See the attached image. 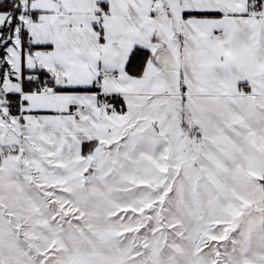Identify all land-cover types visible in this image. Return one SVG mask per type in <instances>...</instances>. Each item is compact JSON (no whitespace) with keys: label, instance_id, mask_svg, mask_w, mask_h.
Listing matches in <instances>:
<instances>
[{"label":"snow or ice","instance_id":"1","mask_svg":"<svg viewBox=\"0 0 264 264\" xmlns=\"http://www.w3.org/2000/svg\"><path fill=\"white\" fill-rule=\"evenodd\" d=\"M0 264H264V0H0Z\"/></svg>","mask_w":264,"mask_h":264}]
</instances>
